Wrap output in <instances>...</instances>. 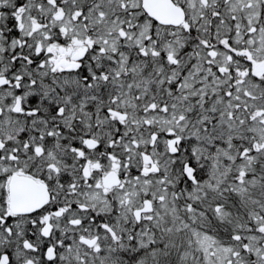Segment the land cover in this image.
<instances>
[{
	"label": "snow or ice",
	"instance_id": "1",
	"mask_svg": "<svg viewBox=\"0 0 264 264\" xmlns=\"http://www.w3.org/2000/svg\"><path fill=\"white\" fill-rule=\"evenodd\" d=\"M0 264H264V0H0Z\"/></svg>",
	"mask_w": 264,
	"mask_h": 264
}]
</instances>
